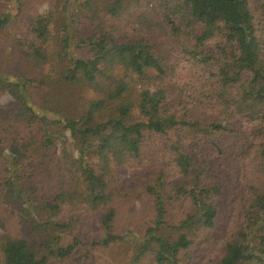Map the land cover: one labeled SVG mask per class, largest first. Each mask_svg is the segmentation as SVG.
<instances>
[{
  "label": "trees",
  "instance_id": "trees-1",
  "mask_svg": "<svg viewBox=\"0 0 264 264\" xmlns=\"http://www.w3.org/2000/svg\"><path fill=\"white\" fill-rule=\"evenodd\" d=\"M25 1L12 0L19 14ZM152 1L141 34L122 11L143 0H55L14 40V68L0 67V264H98L114 245L181 264L232 206L216 264H264V0L257 13L248 0ZM142 203L148 221L123 230L122 209Z\"/></svg>",
  "mask_w": 264,
  "mask_h": 264
},
{
  "label": "rangeland",
  "instance_id": "rangeland-1",
  "mask_svg": "<svg viewBox=\"0 0 264 264\" xmlns=\"http://www.w3.org/2000/svg\"><path fill=\"white\" fill-rule=\"evenodd\" d=\"M250 3L251 9L257 13L260 0H248ZM55 4V0H26L24 2V6L22 8V12L17 11L16 5L12 2V0H0V16L4 14L5 11L9 9L10 13L14 20H12L11 26L7 30H4L0 34V67L5 68H14L15 60L18 59V53L16 50L14 51V47L16 44L14 40L22 39L23 41L29 36V26L31 19L34 15L43 14L47 12L51 6ZM108 5V1L99 2V9H106ZM156 4L152 0H143V6L141 9L137 10V8L133 11L124 9L122 11L124 15H131L134 21L133 26L140 30V34L143 31L141 28L145 25L146 20L149 19L151 24V18L154 13ZM131 11V12H130ZM142 16L144 20L140 18ZM257 17L259 22L263 24L262 29L264 33V22L261 19L259 13H257ZM142 21V22H141ZM143 24V25H142ZM155 24V23H154ZM129 26L127 23L120 24L121 27ZM132 26V25H130ZM141 61L145 66L146 70L153 75H157L161 72L159 69L157 60L151 54L142 55ZM20 63L23 61L19 60ZM25 66V68H24ZM23 69L25 73H33L37 77H40V70L31 69V67H26L24 63ZM27 68V69H26ZM45 74L48 73L49 68H45ZM184 72L186 70H183ZM44 77L43 75L41 76ZM180 77H182V73H180ZM41 79V78H39ZM80 99L73 98L76 101L74 107L72 108L75 113H80L83 110H86V107L89 105L88 103L92 99L91 95H81ZM82 114V113H80ZM125 173L121 174V177H125ZM145 205L137 204L135 208H129L125 206L122 209V213L120 214V226L123 227V230L128 229L130 226L129 221L141 223V220L147 218V213L151 212L150 204L146 205V203H142ZM224 207V205H223ZM233 207V206H232ZM231 207V208H232ZM228 210L225 209L222 211V217L220 216V221L216 230H208L203 236L198 240L196 246L192 247L189 253H182L181 256V264H216L223 254V242L225 241L227 235L231 229H235L236 225L233 221L235 219L234 212L229 213ZM182 211H186L182 208ZM65 213L70 214L72 210L69 207H65ZM131 214L130 216H128ZM224 214V216H223ZM258 217L257 214L254 216V219ZM3 216H0V220ZM19 221V220H18ZM142 224V223H141ZM247 225H253V220L246 223ZM25 220H21V222H14L10 228L12 229L14 235L19 234L21 232V228H25ZM133 226V225H131ZM237 229V228H236ZM0 233H3V228L0 225ZM232 234V231L230 232ZM20 235V234H19ZM94 235V234H93ZM94 237V236H93ZM38 239V238H37ZM36 239V240H37ZM137 254L136 248L133 246H123V245H114L109 250H105L100 248L94 252L93 259L98 262V264H153L152 256L147 254L144 258H142L141 262H135L134 257ZM2 257V249L0 246V258Z\"/></svg>",
  "mask_w": 264,
  "mask_h": 264
}]
</instances>
